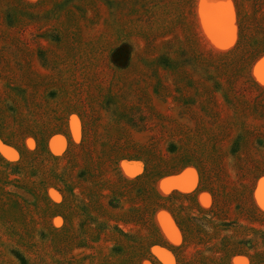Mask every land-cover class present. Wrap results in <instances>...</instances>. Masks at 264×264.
I'll return each mask as SVG.
<instances>
[{
  "label": "rangeland",
  "instance_id": "374dc122",
  "mask_svg": "<svg viewBox=\"0 0 264 264\" xmlns=\"http://www.w3.org/2000/svg\"><path fill=\"white\" fill-rule=\"evenodd\" d=\"M61 1L44 0L38 13L10 2V26H0L1 112L12 119L10 128L29 121L38 132L24 130L14 145L0 134V264H101L122 236L133 253L124 254V264H132L131 256L139 264H264V208L257 200L264 198V79L255 73L264 55L252 62L244 45L251 83L248 76L238 81L235 100L225 95L243 63L223 59L224 71L214 67L209 75L207 57L233 50L241 30L264 49V0L247 1L244 10L236 0H85L84 9L47 15ZM173 9L184 33L166 28ZM154 19L159 25L150 29ZM171 39L169 56L181 67L175 72L156 62ZM194 39L201 57L192 53ZM123 42L134 48L124 68L111 60ZM13 98L23 104L21 115L12 114ZM232 104L245 110L238 124L227 119ZM245 131L253 140L238 162L230 147ZM85 157L104 162L106 177H113L112 208L102 205L98 187L74 188L73 174L91 163ZM149 183L163 199L155 215L159 232L134 222L155 210L145 203ZM72 186L92 201L90 210L79 206ZM46 197L47 212L40 205ZM64 200L66 221L57 205ZM142 204L143 213L129 214ZM138 233L146 242L132 244Z\"/></svg>",
  "mask_w": 264,
  "mask_h": 264
},
{
  "label": "trees",
  "instance_id": "16d2710c",
  "mask_svg": "<svg viewBox=\"0 0 264 264\" xmlns=\"http://www.w3.org/2000/svg\"><path fill=\"white\" fill-rule=\"evenodd\" d=\"M84 1L85 0H62L61 2L54 5V8L52 9V11H50V12L47 11L46 13H47V15H49L50 13H53V12L58 11V10H60V12H62V13H64V12L70 13L72 9H76L74 5H77L76 7L80 6V7H82V9H84L87 6V4L84 3ZM99 1H101V0H99ZM247 1L249 2L250 0H236L237 8L239 10H241V9L244 10L245 9L244 3ZM10 2L13 3L12 5L16 4L15 6H20V8L22 5H24L28 8H30L32 11L38 13L39 10H41L40 8H43L42 7L43 5H41L40 3L44 2V0L38 4H25V3L20 2V0H12V1L11 0H0V4H1L0 5V26H2L3 28L4 27L7 28L8 26H10V24H9L10 17L8 14L11 12V8H7L8 4H10ZM126 4L128 5V2H126ZM153 7L157 8V10H158V5L153 6ZM174 13L175 12L173 9L172 13L169 12L166 14V15H169L166 17V28L168 27L167 30H169V28H171L174 31H179V30L182 31L183 30L182 32L184 33L185 31L182 28L183 22L181 21V18L179 19V21L176 20L175 19L176 15ZM172 19L174 20V22L172 21ZM153 21H154L153 27H151L150 29H153L154 27H156L154 25H157V26L159 25V22L157 21V19H154ZM160 23H162V22H160ZM173 30H170L169 33L172 32ZM53 32H54V30L48 31L49 34H51ZM171 34H173V33H171ZM167 35H169L168 32L167 31L164 32V36H167ZM175 37H177V36H175ZM175 37H173V38H175ZM251 37L246 36V32H242V30H241V36H240L239 43L233 50L226 52V53H221V54L209 53V56L206 55L207 57H209V75H210L211 69H213L214 67L216 69L218 68L219 71H224L221 68V66L225 65L224 62L222 61L223 59L228 60L229 63H231L235 59H238L240 63H243L242 64L243 68L235 76V78H237L235 83L232 86H230V88H228L229 90H228V93L225 95V98L226 97H229V98H226V99H232L233 98V95L235 94V91L233 88H235V86L237 85L239 80L245 79L244 78L245 76L246 77L248 76L249 83H251V80L249 78L250 72L248 70V67H250V66H249V63H247L245 61L246 60V57H245L246 54H244V45L247 44L250 46V48H252L251 49L252 50L251 54H253V57L251 60L252 62H255L260 56L264 55V49L262 48V46L260 44L261 41L258 38H255V37L251 38ZM48 39L52 43H56V44L60 43V40L54 39L53 37L48 38ZM172 42H173L172 39L168 40V42L165 44L166 47L162 46L163 50L158 54L156 62L158 63L160 68H167V70H172L175 72L181 67L179 64L180 62L175 60L176 58H171L169 56L168 50H171L170 46L172 45ZM132 44H133L132 42L131 43L123 42L120 45H118L117 47H115L111 51L112 64L119 65L123 68L125 66L128 67L130 61L131 60L134 61V48H133ZM191 46H192V53L194 52L195 55L199 54V57H201V55H203L201 53L202 49L200 48L196 39L193 40V43ZM203 53L207 54L205 52H203ZM254 54H256V55L254 56ZM185 58H186V56H181L180 61L183 62ZM210 64H214V65L218 64V65L217 66H211ZM212 79L214 80L213 77H212ZM243 84H244V81H243ZM218 88H222V87L218 86ZM17 92L18 91H16V93ZM235 99L236 98L234 97L233 100H235ZM16 101H17V99H14L13 101H11V103L16 104ZM8 103L9 102H7L6 104H8ZM4 104H5V100L3 99L0 102V107H2ZM14 108H16L17 112L12 111V114L21 115L22 110H23V104H21L20 102H17V104ZM3 109H5V107L0 108V134H1V137L5 141L6 144H8V145L13 144L14 145V144H17V142L19 143L18 138L20 137V135H23L24 130L28 129V130L35 131L33 129L34 127L33 128L31 127V122H29V121L28 122H26V121L21 122L22 125L25 124L24 128H22L21 125L14 126L13 128H10L9 124H10V120H12V119H10V117H7L5 115V113L3 114L1 112V110H3ZM229 110H230V113L228 114L227 119H228V121H231V122L235 120L233 124H238L241 121V119L244 118V116H245V110L242 107H240L238 104H236V106L232 104V106H229ZM84 119H85V117L83 118V120ZM21 120H24V119H21ZM84 126H85V132H86V130L88 128H87V122H85V120H84ZM218 130L219 129H217V128H215V129L213 128V131H215V132H217ZM253 133H255V130L253 131ZM36 134H38V132H36ZM254 137H255V135H254ZM85 139H86V135H85ZM247 139H248V141H252L253 135H249V133H248V136H247L246 131L240 132L238 135H235L232 139V143H231V147H230V149H231L230 153L232 156H234V159L238 162L241 161V158H239L237 156L240 155V151H243V148L246 144ZM91 150H92V147H91ZM83 155L87 156V154H83ZM76 159L79 160L78 157ZM92 159L93 158H86L85 157V160L87 162H88V160H90L89 162H91ZM26 160H27V158L25 156H21L20 163H22V162L24 163ZM82 164H84V161L82 162ZM211 164L215 165L216 163L213 161V162H211ZM193 165H195L198 168V170L200 172H202L200 165H197L196 163H193ZM86 168H87V171L85 169L84 171H81L80 173L75 172L73 174L74 176L72 178H73V181H75L74 182V188L75 187H78L81 189L83 188V190L86 192H91V193L93 192L94 193L95 189H97V187H98V194L102 200L101 201L102 205L105 207L109 206L112 208L110 200H112V196L116 194V191L118 190V188H117L116 184H113V182H112L113 177H106L108 170L105 168L104 162L98 161L97 165H94L92 162L87 163ZM100 172H102V173H100ZM96 173H100V175H101V182H99V183H96V181L94 180L96 178V176H95ZM60 175H62V177H63V174H60L57 170L52 171V177L58 182H61L59 180L60 178L62 179V177ZM79 179L83 180L84 186H83L82 182L78 183ZM141 179H142L141 181H145V180L149 181V179L147 177H145V178L143 177ZM130 183H132V182H130ZM149 184H150L149 185L150 199L148 200L146 198L147 201L145 199V203L155 207V210H154L152 215H148L147 218H145L143 221L141 219L138 221L135 220L134 222H138V224L144 223V222L149 223V225L151 227L150 229H152L154 232H159L156 221H155V215H156L157 211L163 209V206L161 204L163 199L158 197V195L155 193L152 183H149ZM53 187L56 188L57 184ZM46 192H48V190ZM69 192L72 193L77 200H79L78 204H81L79 206H83V207L86 206V208H88L89 210L91 209L90 207H91L92 201L90 199H88L86 197L82 198V194H80V195L74 194L73 186ZM106 192H109L110 194H106ZM10 194H11L10 195L11 197L15 196V193H10ZM34 197H35V195H34ZM170 198H172V196H170L169 199ZM36 200L37 199L35 198L34 201H36ZM107 200H108V202H107ZM50 202L51 201L48 197H46L45 199H42L41 204H40L42 206L41 209H43V206H45V208L43 210L47 212L49 210L50 205H52ZM57 205L63 211L62 216L64 217V219L66 221L67 218H66L65 214L67 213L66 211L69 208V200H64V202L57 204ZM53 206H55V204ZM122 210H124V209H122ZM144 210H145V204H142L140 207H134L133 209H131L129 211V214L140 215L141 213L144 212ZM110 221H112V219H110ZM139 234L140 233H138L137 236H135V237L140 238V239H137L132 244L137 243V241H139L138 242L139 244L146 242L144 239H142V235H139ZM122 238H123L122 240H119V243L117 244V246L113 250L111 256H106L105 257L106 259H103L104 257H101V259H100L101 264H124L123 260L128 258V255H124V254L128 253V252L131 253V252L128 249H126L128 243H126V244L124 243L127 240V238L125 236H122ZM147 246H148V244L146 243V245L144 247H147ZM122 249H123V251H122ZM141 251L143 252L142 246H141ZM17 254L18 253H16L15 257L22 261L23 256L19 257V256H17ZM132 254L133 253H131L130 255H132ZM144 255H146V252H144ZM116 257H121V259H120L121 262L117 263V261H116L114 263ZM131 261H132V264L133 263H135V264L140 263V262H138L139 260L137 261L136 256H131Z\"/></svg>",
  "mask_w": 264,
  "mask_h": 264
},
{
  "label": "water",
  "instance_id": "95a60500",
  "mask_svg": "<svg viewBox=\"0 0 264 264\" xmlns=\"http://www.w3.org/2000/svg\"><path fill=\"white\" fill-rule=\"evenodd\" d=\"M258 64L255 65V68H257ZM264 57L261 59V64H260V68H258L256 75L260 78V79H264ZM261 182V181H260ZM260 184V183H259ZM259 187V186H258ZM258 189V188H257ZM257 200L260 204V206H262L264 208V198L262 196V194H259L257 197Z\"/></svg>",
  "mask_w": 264,
  "mask_h": 264
},
{
  "label": "bare ground",
  "instance_id": "6f19581e",
  "mask_svg": "<svg viewBox=\"0 0 264 264\" xmlns=\"http://www.w3.org/2000/svg\"><path fill=\"white\" fill-rule=\"evenodd\" d=\"M228 25V24H227ZM226 33V32H225ZM224 33V34H225ZM223 36V35H222ZM222 36H220V37H222ZM218 38H219V36H217ZM226 38V37H225ZM223 39V38H222ZM224 40V39H223ZM219 42V41H218ZM220 42H221V40H220ZM224 42V41H223ZM223 42H221L222 44H224ZM217 43V42H216ZM232 43V42H231ZM226 44H228V43H225L224 45H226ZM219 45V44H218ZM224 45H222V46H224ZM229 45V44H228ZM221 46V45H220ZM225 47V46H224ZM9 151V150H8Z\"/></svg>",
  "mask_w": 264,
  "mask_h": 264
}]
</instances>
